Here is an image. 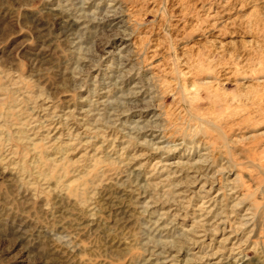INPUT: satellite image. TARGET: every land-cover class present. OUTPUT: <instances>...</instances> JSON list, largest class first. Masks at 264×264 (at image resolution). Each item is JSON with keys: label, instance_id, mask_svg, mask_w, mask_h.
I'll list each match as a JSON object with an SVG mask.
<instances>
[{"label": "rangeland", "instance_id": "374dc122", "mask_svg": "<svg viewBox=\"0 0 264 264\" xmlns=\"http://www.w3.org/2000/svg\"><path fill=\"white\" fill-rule=\"evenodd\" d=\"M0 264H264V0H0Z\"/></svg>", "mask_w": 264, "mask_h": 264}, {"label": "bare ground", "instance_id": "6f19581e", "mask_svg": "<svg viewBox=\"0 0 264 264\" xmlns=\"http://www.w3.org/2000/svg\"><path fill=\"white\" fill-rule=\"evenodd\" d=\"M77 21H79V20H77ZM202 119V118H201ZM203 120V119H202ZM204 121V120H203ZM206 121V120H205ZM210 123V122H209ZM212 123V122H211Z\"/></svg>", "mask_w": 264, "mask_h": 264}]
</instances>
